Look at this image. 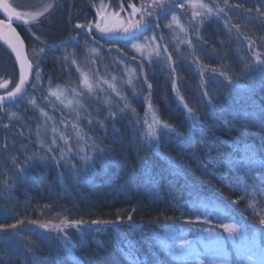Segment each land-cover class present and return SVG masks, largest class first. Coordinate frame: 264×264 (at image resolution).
<instances>
[{
  "label": "trees",
  "instance_id": "16d2710c",
  "mask_svg": "<svg viewBox=\"0 0 264 264\" xmlns=\"http://www.w3.org/2000/svg\"><path fill=\"white\" fill-rule=\"evenodd\" d=\"M24 1L10 0L13 6H18V11L27 13ZM165 2L170 5L169 11L158 21L154 14L152 24L137 39L151 34L162 37L158 38L159 43L172 54L174 63L156 62L148 66L147 83L139 75L137 91L141 89L142 95L140 99L132 98L134 112L125 109L93 111L87 107L75 113L54 101L51 92L55 86L65 87L79 77L70 58L66 63L61 61L63 50L64 53L69 49L83 51L86 41L90 40L83 33L85 31L75 28L76 24L87 25L94 21V9L100 4L103 7L109 5L111 16L120 12L127 18L131 12L129 4L139 8L141 4L150 6L152 0H56L55 7L31 25L15 23L28 51L33 35L39 38L37 45L46 49V55L40 60V83L32 85L34 77L26 85L22 97L0 101V225L5 226L0 229V264H76V261L94 264L96 256L115 258L117 253L121 255L122 264H128L126 252L137 255L139 264H183L181 260L172 259L160 242L165 235V224L176 231L187 232L189 238L195 236V228L206 224L223 233L220 223H245L251 239L255 233L260 244L256 247L264 248V227L259 226V219L264 218V170L249 171L243 159L247 154L233 151L235 144L241 148L248 144L264 159L261 156L264 152V73L257 65V54L264 60V0ZM180 4L185 7L180 8ZM150 10L146 8V12ZM174 14L180 32L174 35L181 42L179 44L166 30L174 28L171 20ZM168 24L172 26L165 27ZM70 33L73 36L79 33L78 42L48 47ZM98 48L106 57L105 51L110 45L100 40ZM116 49L124 50L117 52ZM112 52L115 61L120 58L135 68L141 63L147 64L133 59L129 48L125 49L122 43ZM107 60L106 64L109 63ZM102 64L104 62H98L101 69ZM110 69L114 68L110 65ZM213 69L216 73H226L227 78L213 75ZM228 78L233 80L232 84L228 83ZM5 79L9 86L1 88L0 94L19 82L15 62L0 44V80ZM173 79L177 80L175 90ZM148 83L153 86L150 99ZM40 84L42 87L38 86ZM205 92L209 95L204 96ZM179 97L184 98L183 104ZM213 98L214 103L229 107L218 108L209 117L205 115L204 105ZM30 99L32 106L28 104ZM184 104L199 117L191 127L190 144L168 136L166 131L154 133V119L160 126L169 124L181 133H189L192 122L187 119ZM109 112L117 115L102 127L100 122L105 121ZM235 115L241 118L239 126L233 124ZM246 115L249 122L245 125ZM46 116L49 118L47 124L42 120ZM253 116L256 123L251 122ZM113 129L118 131L115 139L121 143H111ZM137 133L144 136L145 142L150 135H159L160 153L174 157L190 181L196 182L198 191L190 190L183 179L172 177H169L172 183L161 182L158 192L151 185H145L144 171L149 170L155 178L167 165L156 152L138 148ZM104 134L108 139H103ZM53 140L59 144L57 156L64 155L62 149H73L72 152L65 151V156L77 167L82 166L79 157L85 145L100 144L101 141L104 146L116 150L114 162L105 167L97 161L91 178L79 180L68 168L58 169L54 163L26 162V157L37 152L42 143L46 149ZM76 145L80 152L74 151ZM88 152L91 155L90 148ZM217 152L220 156L209 162L206 153L215 157ZM21 169L25 171L21 173ZM59 172H63V176ZM130 174L139 179L130 183L127 179ZM129 213H132L133 221L124 222L118 228L88 223L80 231L68 229L69 240L66 242L57 238L55 229L38 227L42 223L59 224L62 220L73 219L115 220L117 215L126 218ZM197 217L199 223H186ZM206 219L210 223H204ZM17 221L22 223L17 224ZM9 225L16 227H7ZM229 260L236 258L231 255Z\"/></svg>",
  "mask_w": 264,
  "mask_h": 264
},
{
  "label": "snow or ice",
  "instance_id": "6c2138e0",
  "mask_svg": "<svg viewBox=\"0 0 264 264\" xmlns=\"http://www.w3.org/2000/svg\"><path fill=\"white\" fill-rule=\"evenodd\" d=\"M131 8V12L128 13L127 18L122 17L120 12H115L112 15L116 17L115 20H110L108 14L97 10L96 17L94 21H89L87 25L85 24H76L75 28L79 29H86L87 35L90 37L87 43H94L99 47V41L103 40L105 43L110 45L108 49L109 52L112 51L116 47L117 44H123L125 49L130 48L134 50V53H140L141 61L147 60V64L141 63L137 66V69H129L130 74H136L137 71L140 75L144 77V83H147L148 74L146 68L154 63L153 55H155L157 60L164 59L165 63H174L172 61V54L167 52V48L164 49L165 56L161 55L159 51V46L153 52H149L148 56H144V47L140 43L133 42L129 44V41H135L139 36L141 31L146 30L148 26L152 24V17L155 14L156 20L158 21L163 14H166L169 11L170 5L165 2V0H152V4L144 5L141 4L139 8L136 7L135 4L128 5ZM180 8H184V4L178 5ZM18 6H13L9 0H0V40H2L5 44H7L13 52L16 54V59L19 62V82L16 84L15 89L12 92H8L7 96H0V101H4L8 98L15 97L17 94L21 93L22 90L25 88V85L31 83L29 73H35L37 79H40V61L37 60L36 64L34 65L31 63L27 57L23 54V41L20 37V34L17 32V28L14 27L16 22H22L23 25H31L32 21L37 20L38 17L42 16V12H36L33 14H28L25 12H21L17 10ZM55 7L54 4H49L46 6L45 10L47 11L49 8ZM146 8H150V11L146 12ZM121 12L124 10L123 6H120ZM209 11H211L209 9ZM137 15H140V19H134ZM173 22L177 21V17L174 14L171 17ZM34 26V25H33ZM171 24L165 25V27H171ZM162 39V37H152L153 40L155 39ZM37 39H39L37 37ZM79 40V33L73 36L71 33L69 36L65 37L62 41L55 42L48 47H59L61 44H67L72 42H78ZM117 52L123 51L124 49H116ZM93 52H96V48L92 49ZM40 52L43 55H46V49H41ZM68 53L65 54L64 60L65 63L68 59ZM70 55L75 56L77 52H72ZM53 59H57L53 57ZM133 59H136V56L133 55ZM76 63V61H73ZM257 65L259 66V71L264 73V60L259 58V54H257ZM70 67V65H69ZM213 75L225 76L226 73L220 72L216 73V70L213 69ZM173 72H175V68H173ZM227 78V77H226ZM131 83V81H129ZM228 83L232 84L233 80L228 78ZM42 87V84L38 85ZM172 86L175 90L177 87V80H172ZM239 87V85H236ZM114 87V86H113ZM152 84L148 83L147 88L149 91V99L150 93L152 90ZM53 95H58V93H53ZM209 93L205 92L204 96H208ZM180 103H184V98H178ZM212 100H208L204 107H205V115L206 116H213L218 108L223 110L224 108L229 107L227 104L220 106L218 103H214ZM185 111L187 113V119L190 120L192 123L189 125V133H181L177 131V129L173 128L169 124H162L161 128L158 131H166L168 136L170 137H177L185 141V143H191V135L190 130L191 127L194 126L199 117H197L196 112L184 104ZM117 113L109 112L108 117L105 121L100 122L102 127H106L108 122H111L115 119ZM160 123L159 121H156ZM249 122L247 115L243 119V123L246 125ZM251 122L256 123V118L253 116L251 118ZM241 123V118L239 115H235L233 117V124L235 126H239ZM79 135V132L77 133ZM118 135V131L113 129V139L111 141L112 144L121 143V141L115 139V136ZM139 138L138 148H142L146 151H154L157 154L161 155L162 158L165 159V163L167 168L163 169L161 174L158 177H152L150 175V171L146 170L143 172V183L145 185H151L152 189H155L157 192L159 191L160 184L164 180H168L169 183H172L173 180L169 179V177L174 178L175 180L183 179L186 182V185L190 188V190H197L198 185L194 181H190L188 175H186L180 168V166L176 163L175 158L167 155L166 153H160V141L159 135L148 137L147 142H145L144 136L137 133ZM103 139H108L107 134L103 135ZM123 146V145H121ZM57 148H59V144L53 140L52 143L45 149L43 143L40 146V149L37 150L31 157H26V162L31 163L34 161H43L46 163H54L55 166L59 169L61 167L68 168L70 174L75 176L78 180L79 179H90L91 175L95 173V167L97 161L101 162L105 167L112 164L114 162L116 150L104 146L102 141L100 144H92V145H85V149L83 150L82 154H80V161L82 162L81 167H77L75 164L71 163V158L67 157L63 154L57 156ZM91 149V155L88 152V149ZM43 151V154H41ZM62 153L64 151L72 152V148H66L61 150ZM79 152V150H77ZM233 151H243L247 155L243 158L247 162V167L249 171L253 169L256 170H264V159L260 158L257 155V150L252 148L250 145L245 144L242 148L235 144L233 145ZM209 158V162L212 159L218 158L220 153L217 152L216 156L213 157L211 153H206ZM261 156H264V152H261ZM142 160L143 157H140ZM63 162V163H61ZM169 169L171 171H169ZM25 169H21L20 172L23 173ZM60 176H63V172H59ZM130 183L135 182L139 177L135 174H130L127 177ZM238 201H234L233 203H237ZM248 210L247 208L245 209ZM133 215L129 213L126 218L122 217L121 215H117L115 220H108V219H93L91 221H85L83 219H73V220H62L59 224H54L51 222L39 224L38 227L45 230L55 229L57 238L62 241H68V229H75L77 231L82 230L88 223L92 225H111L113 228H118L124 222H132ZM199 217L196 220H186V223L195 224L199 223ZM22 223L21 221H17V224ZM31 223L36 224V221H32ZM204 223H210V220H205ZM259 226L264 227V218L259 219ZM5 226L0 225V229H3ZM7 227L15 228L16 225H9ZM219 228L223 230V233H227L225 237L223 233L217 232L212 228H199L196 229L198 233L201 235L193 236L191 240L185 238V233L180 232L177 233L173 230L171 225L165 224V235L164 238L160 241L164 248L168 250L171 255V258L174 260H181L183 257L192 255L193 253L199 254L197 252L196 245L197 243L203 245L205 249L211 248L217 255L214 258V264H244V261H248L249 264H255L258 261V264H264V248H257L256 247V239L255 233H253L252 240L249 242L247 237V227L245 223H220ZM237 239L239 243H237ZM226 241H231L232 247L235 249L237 259L234 261L229 262L228 260V252L226 250ZM243 257V259H241ZM126 258L128 259V264H139L137 255H134L132 252H126ZM75 260V257H73ZM76 264H79V261H76ZM88 264H93L92 261H89ZM94 264H122V258L119 253L116 254L115 258H100L99 256L95 257ZM183 264H189V261L184 260Z\"/></svg>",
  "mask_w": 264,
  "mask_h": 264
},
{
  "label": "rangeland",
  "instance_id": "374dc122",
  "mask_svg": "<svg viewBox=\"0 0 264 264\" xmlns=\"http://www.w3.org/2000/svg\"><path fill=\"white\" fill-rule=\"evenodd\" d=\"M24 2L27 6L26 8L28 9L24 11H27L28 14L34 15L36 12H42L43 14L47 13L49 10H51V8H49L46 11L45 10L46 6L49 4H55L56 0H25ZM105 6H107V4H105ZM140 18L141 16L139 17V19ZM173 24H174L173 29L171 27L170 29L166 28V30L168 31L170 38L174 39L176 44H179L181 42L178 41L179 39H176L174 35V33H180L179 27L177 26V22H173ZM80 31H85L83 33L87 35V31L85 29H80ZM154 36L155 35L153 34L146 35L141 40L137 39L135 41H132V43L136 42L143 45L145 57L148 56L149 52H153L155 49H157L158 46L161 55L166 57V54L164 53V49L159 43V40L152 39V37ZM29 43L31 45V49H30L31 51L30 50L28 51L29 57L32 61L31 63L35 65L38 59L39 61L41 60V56L43 54L40 52V50L42 48L39 45H37V43L39 44V41L33 35L31 36ZM93 48H96V52L92 51ZM106 50H107L105 51L106 57L105 55H103L102 50L98 48L96 45H94V43H87L83 51L74 50L75 52H77V55L75 56L70 55V53L74 52L73 49H69L65 53H64L65 50H63L64 56L61 59V61L65 62L64 57L65 54L68 53L69 54L68 60L70 58V62L76 61V63L73 64L75 68L78 70L76 72H79L78 74L79 77L78 78L76 77L77 81H70L69 82L70 85H66L65 87L55 86L51 92V96L53 97L54 101L58 102L67 110L75 111V113H79L83 110H86L87 107L93 111H96L98 109L102 111L108 109H115L117 111L120 109H125L134 112L133 110H136V108H135V103L132 102V98L140 99L142 95L141 89L137 91L138 88L137 79H141L139 77L140 74L138 71L134 75L130 74L129 69H137V68H135L130 64H125L124 63L125 61H122L120 58H118V60L115 61V59H113L112 56L113 52L112 51L109 52L108 49ZM129 50L132 55H135L136 58H138L139 62L147 63V60L141 61L140 53H134V50H131L130 48ZM106 58H108L107 62H109L107 64L105 63ZM153 60H155L156 62H161L163 65L169 64V63H165L164 59L157 60L155 55H153ZM98 62H104V65L102 64L103 65L102 69L100 65H98ZM115 62H121V63L118 64ZM41 63L42 62H40V68H39L40 74H41ZM110 65L114 69L111 70ZM33 78L35 82L32 85H37L40 83V79L39 80L37 79L35 73H33L31 80ZM129 81H131V83H129ZM8 82L9 81L6 79L4 81L0 80V90L3 87L6 89L9 86ZM15 86L16 84L12 88H10L7 92L5 91L6 93L4 92V94L2 93L0 95H6L8 92H12L15 89ZM53 93H58V95H53ZM28 104H30L31 106L33 105L32 99L28 101ZM149 118L152 119L150 115ZM42 120L43 121L45 120L44 121L45 124L49 122L48 116L44 117V119L42 118ZM154 123H155L154 133H158L159 132L158 130L161 128V126L159 123L155 121V119H154ZM86 137L89 139L90 141L89 143H91L90 138L88 136ZM77 150H79L80 152V147L76 145L74 151ZM63 153L64 155H67L65 151ZM199 228H210V227L206 224L205 227L200 226L198 228H195V236L201 235V233H198L196 231V229ZM173 230L176 231V229ZM214 230L217 232H221L215 228ZM176 232L185 233L186 239L191 240L193 238V237L188 238L187 232L184 231H176ZM223 235L226 237L227 233H224ZM247 237H248V241L250 242L252 239L248 235ZM237 243H239L238 239H237ZM256 246H260L257 239H256ZM196 248L199 254L193 253L192 255L183 257L181 261L183 262L184 260H187L190 262V264H214V258L216 257L217 254L211 248L205 249L203 245L199 243H197ZM226 250L229 254L228 260L230 259L231 255H233V257L237 259L235 249L232 247L231 241H226ZM241 259H243V257H241ZM244 264H249V262L245 260ZM255 264H258V261H256Z\"/></svg>",
  "mask_w": 264,
  "mask_h": 264
},
{
  "label": "water",
  "instance_id": "95a60500",
  "mask_svg": "<svg viewBox=\"0 0 264 264\" xmlns=\"http://www.w3.org/2000/svg\"><path fill=\"white\" fill-rule=\"evenodd\" d=\"M103 12H105V11H103ZM106 13V12H105ZM111 14V13H110ZM108 15V17H109V19L110 20H114V17L113 16H111V15ZM18 32V31H17ZM19 33V32H18ZM20 37H21V35H20ZM21 39H22V41H23V46H22V48H23V54L27 57V59L29 60V56H28V53H27V47H26V44H25V41H24V39L21 37ZM0 44H2V46H4V48L10 53V55L12 56V58H13V60H14V62H15V65H16V68H17V70H18V73H19V62L17 61V59H16V54H15V52H13L12 51V49L7 45V44H5L2 40H0ZM30 61V60H29ZM31 62V61H30ZM32 76H33V73L32 72H30L29 73V77H30V80H31V78H32ZM25 91H26V88H24L23 90H22V92L21 93H19V94H17V96H15V97H11V98H8V99H6V100H4V101H9L10 99H17V98H19V97H21V95L22 94H24L25 93ZM0 96H7V94L6 95H0Z\"/></svg>",
  "mask_w": 264,
  "mask_h": 264
},
{
  "label": "flooded vegetation",
  "instance_id": "af4514ba",
  "mask_svg": "<svg viewBox=\"0 0 264 264\" xmlns=\"http://www.w3.org/2000/svg\"><path fill=\"white\" fill-rule=\"evenodd\" d=\"M1 18V17H0ZM14 27H15V24H14ZM28 32H29V30H28ZM28 55H29V53H28ZM29 59H30V57H29ZM30 61H31V59H30Z\"/></svg>",
  "mask_w": 264,
  "mask_h": 264
}]
</instances>
